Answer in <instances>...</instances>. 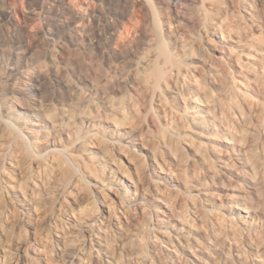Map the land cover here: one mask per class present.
Returning <instances> with one entry per match:
<instances>
[{"label": "rangeland", "instance_id": "374dc122", "mask_svg": "<svg viewBox=\"0 0 264 264\" xmlns=\"http://www.w3.org/2000/svg\"><path fill=\"white\" fill-rule=\"evenodd\" d=\"M194 1L188 9L201 23L184 33L162 0L139 1L148 14L138 29L130 26L133 9L124 0H0V121L10 120L9 109L28 126L37 125L39 140L50 136L68 145L41 151L43 144L36 142L35 149L26 127L11 125L19 130L15 141L0 131V264H170L162 232L174 235L178 222L163 217L166 208L158 196L173 202L179 220L185 219L191 243L197 237L210 246L207 264H258L256 250L264 248V94L248 90L251 77L238 76L237 63L224 53L242 39L249 48L240 64L255 50L264 60V0ZM118 16L129 26L121 28L122 40L111 28ZM172 31L188 46L186 53L174 44ZM161 44L174 61L191 66V80L178 101L164 93L166 107L149 88V64L158 60ZM256 66L264 80V69ZM215 71L226 73L244 87L235 85V90L249 91L254 99L249 103L223 95ZM135 79L137 91L132 89ZM211 110V123L198 126V116ZM83 111L91 116L86 123L81 122ZM45 112L62 127L57 134L50 133ZM62 112L73 114L75 129ZM151 116L158 124H149L145 141L137 131L118 133L111 123H145ZM233 136L235 142L228 144ZM219 149L238 153L249 166L237 161L241 174L219 176ZM55 160H62L61 170L51 169ZM121 166L142 178V208L133 204L136 191L128 187ZM253 179L258 192H249ZM33 183H38L34 192ZM204 191L215 195L213 204L206 202ZM239 192L248 193V199L232 196ZM240 205L252 209L251 218H241ZM86 209L98 218L113 212L120 225L87 233L70 223Z\"/></svg>", "mask_w": 264, "mask_h": 264}, {"label": "bare ground", "instance_id": "6f19581e", "mask_svg": "<svg viewBox=\"0 0 264 264\" xmlns=\"http://www.w3.org/2000/svg\"><path fill=\"white\" fill-rule=\"evenodd\" d=\"M63 2L65 1H68V0H61ZM132 9H133V14H132V20H130V26H134L136 25V29H138V25L147 18V14H148V11L147 13H145L146 11H144L145 9H142L140 8L139 6V1L140 0H124ZM163 1V4H164V7L167 11L168 14H174L175 17L177 18V24L176 25V28L178 30H181L182 32H188L189 30L191 29H194L196 28V26H199L201 21H200V17L198 18V16H193L192 13L189 12V9L188 7L195 3L194 0H162ZM148 10V9H147ZM122 17H125V15L122 14ZM135 21V22H134ZM128 29L129 26H127V24L124 22V19L121 18V17H117L115 22L112 24L111 28L114 30V32L116 34H114V37L116 38H120L119 35H121V28H125ZM234 31V30H233ZM237 34V33H235ZM171 36L172 38L174 39V44H176L177 47L180 48V50H182L184 53H186L188 51V46L184 43L183 40H181L179 37L176 36L175 32H171ZM241 36V35H240ZM245 37V36H244ZM229 38V37H228ZM250 38V36L248 37ZM117 39V40H118ZM122 40V38H120ZM232 39V38H231ZM120 40V41H121ZM124 40V39H123ZM226 40V39H225ZM235 40V39H232V41ZM242 40V39H241ZM241 40H237V41H233L237 46H229L227 47V49L225 50V56L227 57L226 59L230 60L232 62V64H235L237 63L238 65V68H240V70H238L237 74L238 76H241V77H245V76H250L251 79H252V87H250L251 89H248V90H255V91H261L262 92V95L264 94V80H263V73H260L258 72L257 70L255 69H258L256 68L257 66L256 65H260L258 67H261L264 69V60H263V56H262V53L260 51V53L258 51H254V52H251L249 53L250 56L247 58L248 61H246L245 63H241L240 64V59H241V56H242V53L245 51V49H247V47L245 46V44L241 42ZM254 40V39H253ZM126 41V40H125ZM183 41V42H182ZM257 41V40H256ZM122 43V49L126 48V43L124 41H121ZM241 42V43H240ZM258 43V42H257ZM120 44V42H119ZM120 44V45H121ZM233 45V44H232ZM247 45V44H246ZM128 47V46H127ZM249 48V47H248ZM253 48V47H252ZM255 49V48H254ZM128 50V49H127ZM130 50V49H129ZM248 50V49H247ZM244 54V53H243ZM247 57V56H246ZM243 59V58H242ZM240 64V66H239ZM235 66V65H233ZM256 66V67H254ZM222 69V67H221ZM224 69V68H223ZM222 69V70H223ZM215 70V69H214ZM221 70V71H222ZM225 70V69H224ZM223 70V71H224ZM219 71H215V75L216 76H213L215 77V80L214 82L216 81V77H219V79H217L218 81V85L219 87L221 88V90L224 92L223 95L225 96H230L232 95V99L233 98H237L239 97V100H242L240 99L241 97L245 100L247 99L246 102H249L248 98L250 99H254L251 97V94H249V91L248 92H245V91H239L238 88L237 90H235V85H237V87H239L241 90H242V87L243 86H239V84H235L236 82H232L229 78H227L226 76L223 75V73ZM191 72V66L190 64H188L187 62L185 61H174L173 60V57H172V54L169 52V50L166 48V46L164 44H161L160 46V49H159V53H158V60L153 62L152 64H149V76H150V81H151V86L149 88L152 89V94L154 92V95H157V98H158V101L160 104H164V93L166 94H170V97L173 99V100H177L179 99L180 96H182L183 93H181V89L183 90L184 87L187 86V83L191 80V78L189 77V73ZM264 72V71H263ZM213 73V72H212ZM214 74V73H213ZM217 81H216V84H217ZM134 85L132 84V89L134 91H137L138 89V86H139V82L138 80L135 79L134 81ZM213 82V81H212ZM249 83V84H250ZM246 86V84L244 85ZM249 86V85H247ZM190 88V87H189ZM244 88V87H243ZM247 88V87H246ZM148 89V88H147ZM150 89V90H151ZM187 89V88H186ZM148 91V90H147ZM184 92V91H183ZM137 93V92H136ZM151 94V95H152ZM154 95H152V97H154ZM139 98H140V95H138ZM193 96V94H192ZM195 96V95H194ZM194 98V97H193ZM196 98V96H195ZM218 98V97H217ZM227 97H225L226 99ZM183 99V97H182ZM216 99V98H215ZM222 98H219V104H223ZM231 100V99H230ZM235 100V99H234ZM264 100V99H263ZM16 101V100H15ZM178 101V100H177ZM216 101V100H215ZM262 102V100H258V102ZM227 102V101H226ZM259 102V103H260ZM215 103V102H214ZM250 103V102H249ZM254 103V102H253ZM256 102L257 104V107L256 108H259L261 106H263L262 104H259ZM248 104V103H247ZM107 105V104H106ZM261 105V106H260ZM108 107H110L109 105H107ZM136 105H132V111L134 113H138L139 114V110L136 109L135 107ZM164 106L166 107V105L164 104ZM163 106V107H164ZM113 107V106H112ZM111 107V108H112ZM219 107H223L222 105ZM252 107V106H251ZM224 108H225V105H224ZM253 108V107H252ZM262 108V107H261ZM116 109V108H114ZM131 109V108H130ZM165 109V108H164ZM194 109V108H193ZM211 108H209L208 110H210ZM218 109V108H217ZM217 109L214 110V112L212 111H208L206 115L204 114H200L198 117L201 118V120L199 119V124H196L199 126V125H204L205 123H209L210 120H209V117H211V114L210 112H213V116H215L217 114ZM264 109V108H263ZM113 110V109H112ZM116 110H120L121 111V108H117ZM220 110V109H219ZM224 110V109H222ZM254 110V108H253ZM256 110V109H255ZM7 113H9V116L8 118L10 120H3V121H0V131L3 133L2 135L6 136L7 138H9L10 140H14L17 139L19 137V130L17 128H12V126H17L19 129H21V127H26L28 129V133L32 136L33 140H32V145L34 146L37 143H41L43 144L42 145V148H39L41 151H47V152H57V151H61L63 149L66 150V148L68 147V145H64L62 142H57V141H54L51 139H49L48 136H44L42 139L40 138L39 140V136L37 137L36 136V131L37 129H35V126L37 125H30L28 126L27 122H23V121H20L18 120V115L16 113H11V111L9 109L6 110ZM206 111V110H205ZM216 111V114H214ZM260 111V110H259ZM116 112V111H115ZM31 113H34V110H31ZM122 113V111H121ZM166 113V111H165ZM168 113V112H167ZM166 113V114H167ZM80 114V113H79ZM220 114V113H219ZM62 115L65 117V119L68 121V124L72 127L71 129H75L77 127V123L74 119V116L73 114H71L70 112H62ZM81 115V114H80ZM141 115V114H139ZM138 115V116H139ZM28 116V115H27ZM34 116V115H33ZM38 116V115H37ZM42 115H40L41 117ZM52 115H49V114H44V117H42L45 121H51L52 123V129L50 131L51 134H54V133H58L61 128H59L60 126L57 125V123L55 122V120H53L52 118H50ZM84 116V120H81L82 123H86L85 121L88 120V119H91L90 117V113L87 112V111H83V115ZM142 116V115H141ZM141 116L138 118L140 119ZM194 116H196L194 114ZM181 118V116H179ZM178 117V118H179ZM216 117V116H215ZM219 117V116H218ZM86 118V120H85ZM177 118V119H178ZM213 118V117H212ZM217 118V117H216ZM41 119V118H40ZM183 119V117H182ZM223 119V117H222ZM11 120H13L15 123L11 122ZM198 120V119H197ZM219 120V119H218ZM43 121V120H42ZM43 121V122H45ZM89 121V120H88ZM108 121V120H107ZM179 121V120H178ZM221 121V119H220ZM228 121V120H227ZM41 122V120H40ZM180 122H181V119H180ZM216 122V121H215ZM229 122V121H228ZM112 124H114L113 127L116 128L117 132L121 134L122 133H125V134H130L129 131H137V133L139 134L140 138L142 140H144L143 138H145V135L147 134L148 130H150V125L151 126H157L158 122L157 120L151 116L149 118V120L145 121V123H142V122H126V123H119L118 121H111ZM211 123V122H210ZM209 123V124H210ZM224 123V122H223ZM222 123V124H223ZM18 124L20 126H18ZM36 124V123H35ZM39 124V123H38ZM221 124V123H220ZM208 125V124H207ZM40 126V124L38 125ZM69 126V127H70ZM214 126V125H213ZM217 127V126H216ZM43 128V127H42ZM201 128V127H200ZM204 128V127H203ZM206 128V127H205ZM214 128V127H212ZM215 129V128H214ZM50 130V129H49ZM203 130V129H202ZM220 130V129H219ZM47 131V130H46ZM45 131V132H46ZM65 131V130H64ZM68 131V130H67ZM38 132V131H37ZM76 132V131H75ZM47 133V132H46ZM49 133V134H50ZM56 133V134H57ZM73 133V132H72ZM48 135V134H47ZM76 135V133H75ZM69 136V135H68ZM53 137V136H51ZM76 137V136H74ZM78 137V136H77ZM76 137V138H77ZM72 138V137H70ZM132 138V137H131ZM136 138V137H135ZM231 138V137H230ZM35 139H38V140H35ZM237 139V138H236ZM43 140V141H42ZM75 140V139H74ZM228 140V138H227ZM234 136L232 137V139L230 141H226L228 144H233L234 141ZM69 141V140H68ZM72 141V139H70V142ZM145 141V140H144ZM131 142V141H130ZM62 143V144H61ZM69 143V142H68ZM67 143V144H68ZM72 143V142H71ZM129 143V142H128ZM135 143V142H133ZM70 145V144H69ZM89 145V144H88ZM32 146V147H33ZM74 146V145H73ZM90 147L92 145H89ZM95 146V145H93ZM137 146V145H136ZM61 147V148H60ZM35 149H38V147L35 145L34 147ZM95 148V147H94ZM217 150V149H216ZM241 151V150H240ZM89 152V151H88ZM216 152V151H215ZM214 152V153H215ZM219 153H217V157H216V166L218 167L219 171H218V174L219 176H224V177H230L231 175L235 174V172H240V174L242 173L241 169L238 170V168H235L236 165H235V162H240L243 166H249L250 163H248L247 160H245L244 158L242 157H237V151L235 154L234 152H230L229 150H226V149H219L218 150ZM104 153V151H103ZM241 153V152H240ZM244 153V152H243ZM236 155V156H235ZM78 158V157H76ZM75 163L78 164L79 166L82 164H85V162L81 159L79 161L75 159ZM132 163V162H131ZM133 164H136V163H133ZM138 164V163H137ZM43 165V164H42ZM63 165V162L62 160H55L52 162L51 164V169L53 170H61L62 169V166ZM159 165V164H158ZM82 166V165H81ZM120 165L116 166L117 169ZM41 167V166H40ZM45 167V166H44ZM122 167V166H121ZM124 167V166H123ZM122 167V168H123ZM132 167V166H131ZM136 167V166H135ZM138 167L140 168V166L138 165ZM137 167V171H139L140 169ZM159 167V166H158ZM162 167V166H161ZM160 167V168H161ZM142 168V167H141ZM163 169L161 170V173L163 172V170H165L166 168L162 167ZM47 166L45 167V171L47 170ZM126 171V173L124 172L125 176H123V173H122V177H124L126 179V182H128V187L130 188H134L135 189V197L133 198V204H135L138 208L142 206V199L145 198L143 192H145L142 187H141V180L142 178L140 179V176H138V178H135L133 177L131 174L132 172L129 170L128 172V169H126L125 167L123 168ZM139 169V170H138ZM159 169V168H158ZM237 169V170H236ZM123 170V171H125ZM142 171H144L143 169H141ZM169 170V169H168ZM117 171H121L122 170H117ZM160 171V170H159ZM128 172V174H127ZM131 172V173H130ZM140 172V171H139ZM138 172V173H139ZM168 172V171H167ZM171 172V171H170ZM237 172V173H238ZM130 173V174H129ZM142 174V172H140ZM164 173V172H163ZM162 173V174H163ZM166 173V171H165ZM173 173H176V172H173ZM213 173V172H212ZM211 173V175H212ZM215 174L217 172H214ZM111 174V173H110ZM109 174V175H110ZM179 174L178 172L176 173V175ZM145 176V174H142ZM214 175V174H213ZM217 175V174H216ZM239 175V174H238ZM237 175V176H238ZM243 175V174H242ZM180 176V174H179ZM210 176V175H209ZM215 176V175H214ZM218 176V177H219ZM142 177V176H141ZM177 178H179L178 176H176ZM217 178V176H215ZM243 177V176H242ZM167 178V177H166ZM214 178V177H213ZM212 178V180H213ZM251 178V177H250ZM144 179V178H143ZM200 179V178H199ZM215 179V178H214ZM254 180V179H253ZM250 181V190L249 192H252V191H257L260 189V187L258 186L259 183H256V179L254 181ZM181 181V180H180ZM199 181H202V180H199ZM204 181V180H203ZM216 182V179L213 180ZM41 184H44L45 183V179H43L41 182ZM145 183V182H144ZM205 182H203L204 184ZM217 183V182H216ZM34 184V183H33ZM36 184L38 183H35L33 186H32V190L31 191H37V186ZM146 185V183H145ZM198 185V184H197ZM202 186V185H201ZM39 187V186H38ZM197 187V186H196ZM198 187H200V185H198ZM203 187V186H202ZM143 188H146L145 186ZM149 188V187H147ZM146 188V190H147ZM131 190V189H130ZM143 190V191H142ZM149 190V189H148ZM147 190V191H148ZM133 191V190H132ZM24 192V191H23ZM22 192V193H23ZM131 192V191H130ZM150 192V191H149ZM147 192V193H149ZM205 192V191H204ZM203 192V193H204ZM209 192V191H208ZM207 191L204 193L205 197H206V202L211 205L213 204V200H215V195L211 194V193H208ZM260 193V192H259ZM258 193V194H259ZM25 196V195H24ZM234 198H238V199H248V193H245V192H239V193H236V194H233L232 195ZM159 197V196H158ZM157 197V202H159V204H163L164 208H166V215H165V212H164V215L163 217L164 218H167L166 220H176L178 222V225L175 227V234L172 235L170 234L169 236L165 233V232H162L163 235L166 237V241L168 243V247H166V256L165 258L167 257V259L169 260L168 262H170V264H207V259H206V251L207 249H210L208 247V244L206 242H203L205 240H201L199 241L200 239H198L197 237L194 239V241H192V243L190 242V238H188L187 236V233H189V230H188V227H187V223L185 222V219L184 221L179 220V215L176 214L175 212V208L173 209L172 207H174L175 205L172 203H170L169 201H167V199L164 198H159L158 199ZM26 199V198H25ZM121 201V200H120ZM146 201V200H145ZM131 202V201H130ZM174 205V206H171V205ZM260 207V206H257V208ZM142 208V207H141ZM262 208V206H261ZM259 208V210L261 209ZM237 209H240L241 212L244 213V216H242L241 218L242 219H246V218H251V215L253 213L252 209L251 208H248V207H244L240 205V207H238ZM139 210V209H138ZM240 212V213H241ZM98 214L96 211L92 210V209H86V210H83L81 211L77 217H72V219H70V223L72 225H76V226H81L83 227L84 231L87 232V233H90V232H93L94 230L98 231V233H103L104 232V228H108V227H111V226H119L120 225V222L119 220L117 219V217L113 214V212H109L108 216L106 217H102V218H98L97 217ZM162 220V219H161ZM187 221V220H186ZM264 221V220H263ZM244 222V221H243ZM243 225V224H242ZM244 225H250L248 224V222H245ZM239 227V226H238ZM242 227V226H240ZM173 228V227H172ZM243 228V227H242ZM203 229V228H202ZM239 229V228H238ZM244 229V228H243ZM200 230V229H198ZM195 231V230H194ZM204 231V230H202ZM236 231V230H235ZM200 233V232H199ZM202 233V232H201ZM235 234V232H234ZM195 235V234H194ZM207 235V234H206ZM196 236V235H195ZM236 236V235H235ZM105 237V236H104ZM104 239V238H103ZM205 239V237H204ZM105 241V239H104ZM208 241V239H207ZM100 244H102V242H100ZM160 250V249H159ZM192 250V251H191ZM190 252V253H189ZM257 252V257H258V264H264V248L261 247V248H258L256 250ZM186 253V255L184 254ZM110 264H112L111 262H109ZM118 263V262H117ZM122 264V263H121ZM209 264V263H208Z\"/></svg>", "mask_w": 264, "mask_h": 264}]
</instances>
